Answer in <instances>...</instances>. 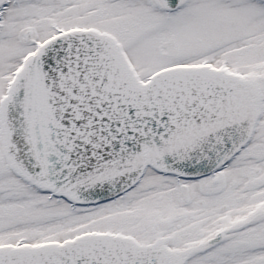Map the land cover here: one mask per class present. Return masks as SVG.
<instances>
[{"label":"snow or ice","instance_id":"6c2138e0","mask_svg":"<svg viewBox=\"0 0 264 264\" xmlns=\"http://www.w3.org/2000/svg\"><path fill=\"white\" fill-rule=\"evenodd\" d=\"M0 264H264V0H0Z\"/></svg>","mask_w":264,"mask_h":264}]
</instances>
